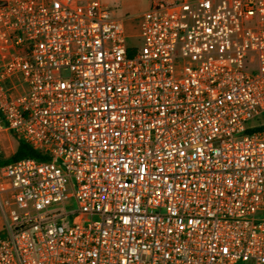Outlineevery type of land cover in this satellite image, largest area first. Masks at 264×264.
I'll list each match as a JSON object with an SVG mask.
<instances>
[{"label": "built area", "instance_id": "2783aa9c", "mask_svg": "<svg viewBox=\"0 0 264 264\" xmlns=\"http://www.w3.org/2000/svg\"><path fill=\"white\" fill-rule=\"evenodd\" d=\"M150 1L0 0V264H264V0Z\"/></svg>", "mask_w": 264, "mask_h": 264}, {"label": "rangeland", "instance_id": "374dc122", "mask_svg": "<svg viewBox=\"0 0 264 264\" xmlns=\"http://www.w3.org/2000/svg\"><path fill=\"white\" fill-rule=\"evenodd\" d=\"M109 6L116 17L125 18L129 33L139 31V16L145 12L151 4L150 0H102ZM131 44H136V39H130ZM17 141L9 133L0 134V156L2 160H8L16 151ZM3 229V217L0 211V233Z\"/></svg>", "mask_w": 264, "mask_h": 264}, {"label": "trees", "instance_id": "16d2710c", "mask_svg": "<svg viewBox=\"0 0 264 264\" xmlns=\"http://www.w3.org/2000/svg\"><path fill=\"white\" fill-rule=\"evenodd\" d=\"M13 137L17 141V148L12 157L8 160H2L0 165H4L7 163L15 162L24 158H35L38 160H46V157L42 156V154L32 148L26 141L18 137L16 134L12 133Z\"/></svg>", "mask_w": 264, "mask_h": 264}, {"label": "crops", "instance_id": "0c3cea01", "mask_svg": "<svg viewBox=\"0 0 264 264\" xmlns=\"http://www.w3.org/2000/svg\"><path fill=\"white\" fill-rule=\"evenodd\" d=\"M17 147V146H16Z\"/></svg>", "mask_w": 264, "mask_h": 264}]
</instances>
